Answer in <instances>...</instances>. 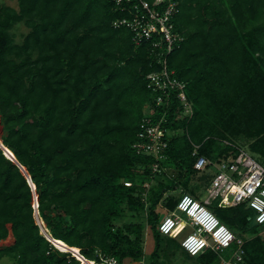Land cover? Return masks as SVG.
I'll return each instance as SVG.
<instances>
[{
  "label": "trees",
  "instance_id": "16d2710c",
  "mask_svg": "<svg viewBox=\"0 0 264 264\" xmlns=\"http://www.w3.org/2000/svg\"><path fill=\"white\" fill-rule=\"evenodd\" d=\"M178 8L171 21L182 38L169 49L165 38L155 44L160 35L136 43L129 27L115 26L116 18L133 16L116 0L0 3V138L17 158L0 146V240L14 235L0 246V264H8L3 257L9 264H82L41 232L21 164L51 235L97 264L107 256L161 264L163 252L185 251L188 228L163 233L157 207L174 209L194 191L201 155L238 158L243 134L264 164V0H179ZM18 22L29 27L20 42L12 32ZM180 91L192 107L184 117ZM146 117L163 118L169 141L158 171L155 155L134 146ZM213 176L203 174L207 185ZM213 208L245 240L238 264H264V224L255 210L246 202ZM146 224L154 239L148 257ZM184 254L220 264L212 248Z\"/></svg>",
  "mask_w": 264,
  "mask_h": 264
},
{
  "label": "built area",
  "instance_id": "2783aa9c",
  "mask_svg": "<svg viewBox=\"0 0 264 264\" xmlns=\"http://www.w3.org/2000/svg\"><path fill=\"white\" fill-rule=\"evenodd\" d=\"M121 4L123 10H129L133 16L118 17L114 20V25L126 26L133 31V39L136 43H141L144 39L149 40L154 35H160V39L155 42L160 45L165 38L168 48H172L176 38H182L180 33L173 31L171 17L179 10V0H116ZM124 1L131 4L125 5ZM165 5L163 10L157 8L158 5ZM152 81L161 84L157 73L149 74ZM179 83L180 87L184 84ZM183 99L185 112H190L191 104L187 101L184 91L179 92ZM162 96L157 100L156 105L162 104ZM164 117V116H163ZM161 118L158 121L146 117L141 123L138 139L134 146L138 151L152 153L156 157L153 162V171L161 168L160 160L165 157L164 149L168 146V139L163 138ZM229 144V141L225 140ZM199 145L194 147L193 154L198 153ZM238 158L229 156L222 158L218 162L217 171L207 189L209 196L206 201H201L195 196L185 193L181 196L175 209L165 214L159 224L160 230L168 235L177 236L182 233L187 226V230L181 239L183 248L190 254L195 255L206 248L215 250L220 259V264H238L245 256V240L237 234L207 206V204L217 201L222 207L233 206L246 202L252 207L256 214V221L264 224V164L253 155L240 148ZM214 161L205 155L198 157L195 167L201 169L206 165L213 164ZM235 244L236 247H232ZM100 264H126L118 261L114 256H107ZM140 264H144L141 261Z\"/></svg>",
  "mask_w": 264,
  "mask_h": 264
},
{
  "label": "rangeland",
  "instance_id": "374dc122",
  "mask_svg": "<svg viewBox=\"0 0 264 264\" xmlns=\"http://www.w3.org/2000/svg\"><path fill=\"white\" fill-rule=\"evenodd\" d=\"M0 3H6V4H10L12 6L18 7V0H0ZM29 27L23 23V22H18L14 25V27L12 28V32L14 34L15 40L17 42L22 41L24 35L28 32ZM190 113V112H187ZM186 115V112H184L181 117H184ZM3 132V126L1 123V115H0V134ZM239 140L241 142L238 141V145L245 150L246 152L250 153L251 155H253L255 158H257L258 160H261L259 154L252 150L251 147L249 146V143L251 142L252 138L246 137L245 135L241 134L239 135ZM227 141H231V140H227ZM233 153H230L229 156H232ZM216 160H214V163L210 166L204 167L202 170H199L198 173L196 175H194L193 179L190 181V185L189 188L190 189H194V191H186L187 193L195 196L197 199L201 200V201H206L208 196H209V192H208V185L205 182L204 178H203V174H209L212 175L215 173V171H217V166H218V162H219V158H215ZM148 186H150V184H148ZM177 190H170V191H166L164 198L168 195H172V194H176V193H180L179 191H181V185L178 186V188H176ZM217 201H213V204H207V206L213 211L214 208L213 206H216ZM158 210H160L161 212V218L169 213L171 210L173 209H168L166 207H164V205L160 204L157 207ZM175 209V208H174ZM142 220L146 221V215L144 214V216L142 217ZM187 230H191L192 227L191 226H187ZM183 235L181 236V239L183 238ZM14 238L11 237H7L5 239L0 240V246L2 245H8L13 243ZM154 248V239L152 236V232L151 229L149 227L148 224H146L145 226V230H144V235H143V249H144V253L147 255V257L149 256V254L152 252ZM184 249V248H183ZM184 251V250H183ZM181 251L180 249H175L172 251H167V252H163L161 255V264H201L199 263L196 259H192L188 256H186V254H184L185 252H187L186 250ZM146 257V260L148 259ZM127 261H129V263L131 264H140L141 261H136L134 259H126ZM2 263H11V260L8 257H3L1 259ZM96 263V262H95ZM97 264V263H96Z\"/></svg>",
  "mask_w": 264,
  "mask_h": 264
},
{
  "label": "bare ground",
  "instance_id": "6f19581e",
  "mask_svg": "<svg viewBox=\"0 0 264 264\" xmlns=\"http://www.w3.org/2000/svg\"><path fill=\"white\" fill-rule=\"evenodd\" d=\"M0 146L2 147L4 153L6 154V156L10 157L13 160H17L13 150L11 148H9L8 146H6L1 138H0ZM22 169L24 170V172L28 175V179H29V174L26 168H24L25 166H23L21 164ZM31 185L33 187V192H34V199H33V203H34V207H35V219L37 221V223L39 224L41 230L47 234L50 238H51V242L53 243L54 246H56L57 248L63 250V251H73L74 254H77V256L82 260V264H96L95 260L93 259H87L80 251V248L77 246H72L69 245L68 243H66L64 240L59 239V238H55L51 235V233L49 232L45 221L43 219V217L40 214L39 208H38V203L39 200L37 199V191L34 185V182L31 181Z\"/></svg>",
  "mask_w": 264,
  "mask_h": 264
},
{
  "label": "water",
  "instance_id": "95a60500",
  "mask_svg": "<svg viewBox=\"0 0 264 264\" xmlns=\"http://www.w3.org/2000/svg\"><path fill=\"white\" fill-rule=\"evenodd\" d=\"M24 168H26V167H24ZM22 170H23V169H22ZM27 171H28V170H27ZM23 172H24V170H23ZM24 173H25V172H24ZM28 174H29V172H28ZM25 175L28 176L26 173H25ZM29 181H30V183H31V181H32V180H31V176H30V174H29ZM31 184H32V183H31ZM34 185H35V183H34ZM35 187H36V185H35ZM36 197H37V199L39 200V198H38V193H37V196H36ZM34 198H35V197H34ZM34 208H35V207H34ZM40 229H41V228H40ZM41 232L44 233L42 230H41ZM44 234H45V233H44ZM45 235L51 240V238H50L47 234H45ZM71 252L73 253V251H71ZM73 254H74V253H73ZM75 255H77V254H75Z\"/></svg>",
  "mask_w": 264,
  "mask_h": 264
},
{
  "label": "crops",
  "instance_id": "0c3cea01",
  "mask_svg": "<svg viewBox=\"0 0 264 264\" xmlns=\"http://www.w3.org/2000/svg\"><path fill=\"white\" fill-rule=\"evenodd\" d=\"M8 236L11 237V238H14V235H13V233H12V230H10ZM13 242H14V240H13ZM11 244H12V243H11ZM125 263H126V264H131V263H129V261H127V260H125Z\"/></svg>",
  "mask_w": 264,
  "mask_h": 264
}]
</instances>
